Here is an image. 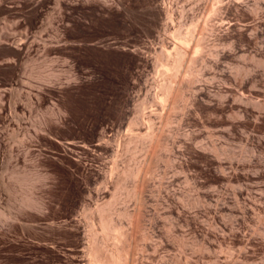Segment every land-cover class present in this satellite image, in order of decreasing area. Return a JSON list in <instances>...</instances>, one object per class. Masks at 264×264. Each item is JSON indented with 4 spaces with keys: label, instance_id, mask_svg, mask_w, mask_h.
Wrapping results in <instances>:
<instances>
[{
    "label": "rangeland",
    "instance_id": "1",
    "mask_svg": "<svg viewBox=\"0 0 264 264\" xmlns=\"http://www.w3.org/2000/svg\"><path fill=\"white\" fill-rule=\"evenodd\" d=\"M35 1L0 9V66L18 67L0 68V264H90L94 229L116 245L98 205L131 230L140 199L155 237L134 229L143 264H264V0H47L30 24ZM182 38L192 49L164 109Z\"/></svg>",
    "mask_w": 264,
    "mask_h": 264
},
{
    "label": "bare ground",
    "instance_id": "2",
    "mask_svg": "<svg viewBox=\"0 0 264 264\" xmlns=\"http://www.w3.org/2000/svg\"><path fill=\"white\" fill-rule=\"evenodd\" d=\"M4 0H0V9L1 10H7V7H5V5L3 4ZM44 1L47 0H38L35 1L34 3H32V13L31 16L29 17V23L30 24H34L37 22V20L40 17V10H39V5H41ZM60 2V1H59ZM63 2V1H62ZM61 2V4H63ZM70 4V3H68ZM85 5V4H84ZM90 5V4H89ZM93 4H91L92 6ZM67 5H65L66 7ZM63 7V5H62ZM85 7V6H84ZM166 7V6H165ZM89 8V7H88ZM92 8V7H91ZM90 8V9H91ZM76 9V8H75ZM78 9V8H77ZM94 9V8H92ZM165 9V8H164ZM164 9L162 12H164ZM81 10V9H80ZM85 10V8H84ZM166 13V11H165ZM30 26V25H29ZM204 27H203V31H204ZM6 32V31H5ZM203 34V33H202ZM2 35V34H0ZM205 34L200 35L196 38L195 40V45L193 46V52L194 54H196L194 57L191 58V62H192V66L187 68V72H189L191 75H193V77H190L189 79H184L183 77L180 76V72H179V67L181 65L182 62H185V54H187V52L192 49L191 44H189L187 42V40L185 38H182L180 41L179 46L174 47L173 50V58H171L170 60H168L166 62V72L169 78V82L163 84V93L160 98V102L162 103V108L164 107V109H166L167 107L169 108H175L176 106V102L174 101V92L176 91V86L173 85V81H180L181 79V83L185 82L189 87L192 86V84L194 83V81L199 77V73H200V68H198L199 66L196 65V63L199 61V59L201 61H203V56H201V54L205 51V49H208V46L206 44L205 41ZM6 37L8 35H5ZM4 34L2 35L3 39ZM5 37V38H6ZM27 37V36H26ZM25 38V37H24ZM8 40V39H7ZM23 42V41H22ZM21 42V43H22ZM178 43V42H177ZM176 43V44H177ZM191 43V42H190ZM1 44V43H0ZM24 44V42H23ZM3 45V44H1ZM20 46V45H19ZM2 47V46H1ZM11 45L10 47H8L11 50ZM31 45H27L24 44L22 51H25L24 49H31ZM14 48V47H12ZM1 49V48H0ZM7 49V48H6ZM13 50V49H12ZM16 50V49H15ZM210 50V49H209ZM17 51V50H16ZM15 51V52H16ZM21 51V50H19ZM165 52H167L168 54H171L169 51L167 50H163ZM28 52V51H27ZM193 54V55H194ZM209 54V52H208ZM9 55H13L15 58L20 59L22 57H25V55L28 54H9ZM188 55V54H187ZM31 56V55H30ZM190 56V55H189ZM6 57V56H5ZM26 58V57H25ZM190 58V57H189ZM188 62V61H187ZM188 64V63H187ZM186 64H184L183 66L185 67ZM200 65V64H199ZM0 68H4L7 69L10 72V75L16 76L18 75L17 71H18V67L15 63H9V62H5L3 63V65L0 66ZM186 68V67H185ZM184 68V69H185ZM185 72V71H184ZM182 75V74H181ZM189 76V75H188ZM181 77V78H180ZM185 77V76H184ZM179 79V80H178ZM197 81V80H196ZM15 82V81H14ZM184 85V84H183ZM184 85V86H185ZM187 86L186 89H187ZM178 87V85H177ZM184 89V87H182ZM194 89V88H193ZM178 90V88H177ZM18 91V90H17ZM188 91V90H187ZM191 91V89H190ZM6 90L4 89H0V119L3 118L2 115V110L5 107V102L4 99L6 98L7 94L5 93ZM186 92V91H185ZM185 94V93H184ZM188 95V94H187ZM183 96V95H182ZM8 97V96H7ZM160 97V96H159ZM191 97V96H190ZM250 97V96H249ZM253 98V97H252ZM11 99V98H10ZM183 99V98H182ZM178 100V99H177ZM181 100V99H180ZM188 101V100H186ZM158 102V101H157ZM190 102V101H189ZM186 104V103H185ZM178 105V104H177ZM186 106V105H185ZM184 106V107H185ZM9 107V106H8ZM187 108V107H186ZM176 109V108H175ZM169 109H167L166 112ZM4 111V110H3ZM163 111V110H162ZM186 112V111H185ZM58 113V112H57ZM59 114V113H58ZM184 114V113H183ZM161 115V114H160ZM165 115V114H164ZM61 117V116H60ZM164 117V116H163ZM167 117V116H166ZM21 118V117H20ZM62 118V117H61ZM170 118V117H169ZM14 119V118H12ZM66 119V118H65ZM148 119V118H147ZM10 122V121H9ZM12 123V122H11ZM63 123V122H62ZM147 123V122H146ZM149 126V125H148ZM180 129V128H179ZM178 131V130H176ZM103 132V131H102ZM174 132V131H173ZM148 134V133H147ZM155 136V133L152 135L150 134V137ZM164 143V142H163ZM166 143V141H165ZM1 145V144H0ZM84 145V144H83ZM168 145V144H167ZM2 146V145H1ZM101 146V145H100ZM98 147V146H97ZM169 147V146H168ZM209 148L212 149H216V145L215 144H211V146H207ZM99 148V147H98ZM96 152V151H95ZM17 174V173H16ZM24 179V178H23ZM139 187V186H137ZM139 192V191H138ZM137 193V192H136ZM139 194V193H137ZM137 197L139 198V195H137ZM143 197V196H142ZM144 199V197H143ZM138 200V199H137ZM26 205H32V204H36L39 207H44L45 202L40 199H26L25 201ZM139 203V202H138ZM142 199H140V206L138 207V212L137 214L139 215L138 218L135 219V224L133 223L132 229L131 230H125L123 228V226L120 223H117V221L114 220V217L111 215L106 214V210H105V205L104 204H99L97 207V212H98V219H99V224H100V229L103 232V236L108 237V236H112L114 238V240L116 241V245L113 248H106L104 246H102L101 244H99L98 239L96 237V229H94V231H92V234L90 235V240L87 246V254L89 255V263L90 264H143V257H144V253L146 251H148V248H146L147 246L145 245H139L137 243H135V240L133 238V234H134V229L135 228H139L141 230L142 233V238H144L145 240L148 241H153L155 240L154 235L151 233V231H149L148 227H146L145 225V216L144 213H142ZM145 204V203H144ZM96 213V212H95ZM118 215H120V212H118ZM9 218L12 219H17L18 218V214L17 213H10L9 215H7ZM117 218V217H116ZM93 221V220H92ZM97 222V221H96ZM171 229L170 227L168 228V232L170 233ZM98 234V233H97ZM102 236V235H101ZM105 242V241H104ZM182 247L183 244L180 243L179 244V249L182 251ZM191 248H192V252H194V240H191ZM148 254V253H147ZM82 257V256H81ZM146 257V256H145ZM78 258V257H77ZM80 258V257H79ZM181 254L179 253V256L176 257V261L175 264H181ZM187 258V256H186ZM189 260H193V255L189 256L188 258ZM78 263V262H77ZM83 263V262H82ZM85 264V263H84ZM157 264V263H156Z\"/></svg>",
    "mask_w": 264,
    "mask_h": 264
}]
</instances>
